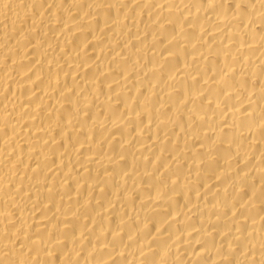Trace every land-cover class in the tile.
<instances>
[{
  "label": "bare ground",
  "instance_id": "obj_1",
  "mask_svg": "<svg viewBox=\"0 0 264 264\" xmlns=\"http://www.w3.org/2000/svg\"><path fill=\"white\" fill-rule=\"evenodd\" d=\"M0 264H264V0H0Z\"/></svg>",
  "mask_w": 264,
  "mask_h": 264
}]
</instances>
